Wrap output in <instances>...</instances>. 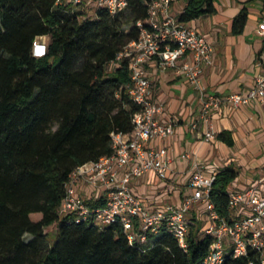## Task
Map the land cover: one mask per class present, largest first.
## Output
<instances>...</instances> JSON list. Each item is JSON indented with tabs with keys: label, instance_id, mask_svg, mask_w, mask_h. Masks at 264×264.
Segmentation results:
<instances>
[{
	"label": "trees",
	"instance_id": "trees-1",
	"mask_svg": "<svg viewBox=\"0 0 264 264\" xmlns=\"http://www.w3.org/2000/svg\"><path fill=\"white\" fill-rule=\"evenodd\" d=\"M186 1L181 23L216 13L215 0ZM254 1L244 3L234 34L243 33ZM149 3L130 0L113 16L59 0H0V264H203L213 238L195 218L183 249L166 228L130 242L118 221L99 226L60 214L71 174L112 156V134L134 130L140 107L129 95V60L113 64L139 39L138 23L147 26ZM42 38L47 53L35 57ZM216 138L233 145L227 133ZM237 176L231 166L215 175L211 200L224 218ZM251 260L254 253L236 259L229 250L224 264Z\"/></svg>",
	"mask_w": 264,
	"mask_h": 264
},
{
	"label": "built area",
	"instance_id": "built-area-1",
	"mask_svg": "<svg viewBox=\"0 0 264 264\" xmlns=\"http://www.w3.org/2000/svg\"><path fill=\"white\" fill-rule=\"evenodd\" d=\"M59 1L93 11L105 9L115 16L128 9L130 0ZM175 2L150 0L147 26L143 22L138 23L139 39L131 42L113 64L116 67L123 59L129 60V95L140 107L139 113L134 116V130L129 134H112V156L81 166L71 174L60 214L92 219L99 226L118 221L130 242L137 239L145 241L146 233L156 234L161 228H166L180 246L187 249L189 217H192L195 208L204 205L207 223L204 232L213 238V243L203 264H224L229 250L236 259L254 253L257 262L251 260L250 264H264V195L258 193L256 186L241 192H230L228 218L217 212L211 200L215 175L207 176L201 163L195 164L189 181L192 195L180 206L167 203L156 211H150L132 190L133 180L150 172H155L160 180L165 181L170 168L167 149L149 146L153 139L172 137L175 130L173 121L164 123L161 120L165 106L155 98V89L147 69L151 61L157 59L163 67L183 75L198 93L201 114L193 128L198 129L200 122L206 126V142L216 139L212 118L223 107L238 109L255 99L264 105V73L257 78L255 89L247 95L208 93L203 81L204 72L212 65L214 47L204 35L170 16L171 6ZM259 34L264 37V21L259 26ZM42 39L34 43L35 57H43L47 53L48 44ZM185 157L188 158V155ZM82 184L99 192L105 198V205L92 206L80 193Z\"/></svg>",
	"mask_w": 264,
	"mask_h": 264
},
{
	"label": "crops",
	"instance_id": "crops-1",
	"mask_svg": "<svg viewBox=\"0 0 264 264\" xmlns=\"http://www.w3.org/2000/svg\"><path fill=\"white\" fill-rule=\"evenodd\" d=\"M246 0H215L216 13L202 16L187 24L204 35L213 45L212 65L204 72V85L208 93L225 96L233 93L249 94L264 73V37L259 26L264 21V0L247 4L248 20L242 34L233 33V22ZM187 5L186 0L176 1L170 16L178 18ZM48 39V38H46ZM149 78L155 89V98L165 106L161 117L164 123H175L174 135L168 139H153L151 148H166L170 159L167 179L162 181L155 172L132 182V190L150 211L167 203L182 205L192 195L189 181L196 163L205 167L207 176L216 175L231 166L238 173L230 192H241L252 186L264 195V105L258 99L238 109L223 107L213 114V132L216 136L227 133L233 140L229 146L217 138L204 140L206 126L199 121L201 103L183 75L163 67L156 59L147 65ZM188 155V158L185 157ZM81 195L88 201L100 200L101 194L82 184ZM205 206L195 208L192 219L202 222L204 232Z\"/></svg>",
	"mask_w": 264,
	"mask_h": 264
},
{
	"label": "rangeland",
	"instance_id": "rangeland-1",
	"mask_svg": "<svg viewBox=\"0 0 264 264\" xmlns=\"http://www.w3.org/2000/svg\"><path fill=\"white\" fill-rule=\"evenodd\" d=\"M91 11V10H90ZM42 41H44L45 43H49V39L43 38ZM96 193V192H95ZM189 221H191V217H189ZM201 224L203 225V223L201 222ZM47 232L49 233V242L51 244H54L55 241L57 240V226H53L52 228H49L47 230Z\"/></svg>",
	"mask_w": 264,
	"mask_h": 264
}]
</instances>
